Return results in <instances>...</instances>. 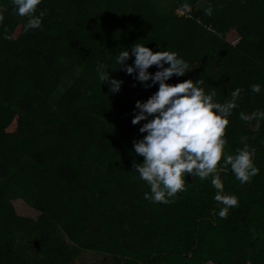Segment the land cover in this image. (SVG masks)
I'll return each mask as SVG.
<instances>
[{
  "label": "trees",
  "instance_id": "16d2710c",
  "mask_svg": "<svg viewBox=\"0 0 264 264\" xmlns=\"http://www.w3.org/2000/svg\"><path fill=\"white\" fill-rule=\"evenodd\" d=\"M40 9L41 28L25 32L26 18L0 0V264H77L88 254L103 264H264V0H43ZM135 42L189 62L168 83L199 79L221 103L245 93L225 151L246 137L259 172L245 184L221 173L239 201L226 218L210 182L191 176L168 204L143 198L129 153L143 121L131 119L156 87L115 63ZM98 63L123 81L117 93L99 81ZM249 77L260 93L250 96Z\"/></svg>",
  "mask_w": 264,
  "mask_h": 264
},
{
  "label": "clouds",
  "instance_id": "9594fccd",
  "mask_svg": "<svg viewBox=\"0 0 264 264\" xmlns=\"http://www.w3.org/2000/svg\"><path fill=\"white\" fill-rule=\"evenodd\" d=\"M42 3L43 0H11L14 14L26 18L25 32L41 28L46 15V10L38 11ZM204 11L205 15H212L211 7ZM130 58L132 63L128 64ZM115 63L116 70L125 71L145 89L156 87L146 100L135 101L131 119L132 125L143 121L138 129L143 135L134 138L129 149L134 154L132 171L148 187L143 198L153 204H168L178 193L187 190L186 177L191 176L210 182L215 190L213 200L219 206L216 215L226 218L229 209L238 206L239 201L236 195L225 192L221 173L230 171L240 184H245L259 172L254 150L245 142L246 137L241 138L242 147L234 153L225 151L229 116L236 108L241 89L232 90L231 98L221 103L215 100L214 90L206 92L200 86L203 82L199 79L168 83L174 76L184 77L191 72L189 62L175 51L160 48L154 51L136 42L121 48ZM152 66L155 72L149 71ZM96 72L102 85H110L111 94L120 90L123 81L110 76L105 64L98 63ZM250 91L260 93L261 85L252 84ZM257 115L264 116V112ZM241 119L249 117L241 113ZM136 157H142V162L138 163Z\"/></svg>",
  "mask_w": 264,
  "mask_h": 264
},
{
  "label": "rangeland",
  "instance_id": "374dc122",
  "mask_svg": "<svg viewBox=\"0 0 264 264\" xmlns=\"http://www.w3.org/2000/svg\"><path fill=\"white\" fill-rule=\"evenodd\" d=\"M200 6L203 8V9H205L206 8V5H203L202 3L200 4ZM181 15V14H180ZM249 82L247 83V87L249 88V90H250V86L252 85V84H260V82H258V78L257 77H255V78H250L249 77ZM245 93L244 92H242V93H240V95H244ZM254 95V93H252L251 91H250V96H253ZM55 192H57V191H55ZM48 203H49V205L51 206V207H55V204H56V198H54V197H52L50 200H48ZM58 213H61V212H58ZM61 214H63V213H61ZM60 214V215H61ZM53 241H54V243H55V245H56V247L58 248V249H60V248H62L63 246H65L66 245V242H65V240H63V239H61V238H59V237H55V238H53ZM18 245L19 246H23V247H25V248H31V244L30 243H28L26 240H20L19 242H18ZM68 248V247H67ZM26 249V250H27ZM103 258H101V257H99V256H96V255H93V254H88V255H85L84 256V258L83 259H80L78 262H77V264H103V260H102Z\"/></svg>",
  "mask_w": 264,
  "mask_h": 264
}]
</instances>
